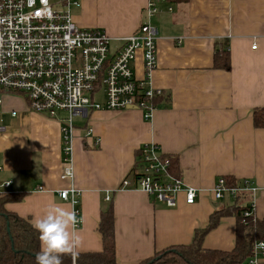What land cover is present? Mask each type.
Here are the masks:
<instances>
[{
    "label": "crops",
    "instance_id": "crops-1",
    "mask_svg": "<svg viewBox=\"0 0 264 264\" xmlns=\"http://www.w3.org/2000/svg\"><path fill=\"white\" fill-rule=\"evenodd\" d=\"M148 1L80 0L73 20L80 27L103 28L114 39L126 37L147 20ZM154 1L160 11L150 21L160 34L153 82L164 95L151 121L135 108L91 111L73 140V180L61 178L63 136L57 120L12 101L5 108L19 113H7L6 130L0 132V183L10 182L6 191L24 196L5 208L33 224L51 205L72 210L59 192L73 184L81 190L78 253L103 251L99 223L102 211L113 205L120 264H139L166 248L190 244L213 212L238 199L230 194L215 199L211 189L219 177L248 180L255 190L239 199H253L255 216L264 218V128L252 117L264 107V0ZM226 48L230 71L214 67L217 49ZM137 66L141 74V53ZM147 142L174 158L179 176L200 190L194 204L181 194L170 207L136 188L137 156ZM236 229L235 216L221 218L204 247L232 250Z\"/></svg>",
    "mask_w": 264,
    "mask_h": 264
},
{
    "label": "built area",
    "instance_id": "built-area-1",
    "mask_svg": "<svg viewBox=\"0 0 264 264\" xmlns=\"http://www.w3.org/2000/svg\"><path fill=\"white\" fill-rule=\"evenodd\" d=\"M80 5V0H0V115L17 116L18 109L5 105L22 100L27 110L60 122L64 180L74 179L73 140L80 125L76 118L87 119L94 110L135 108L151 121L158 108L155 99L164 95L153 82L160 33L150 18L160 11L156 2L148 1L147 20L136 33L115 39L99 27L78 26L72 9ZM61 112L66 115L60 116ZM5 130L6 126L0 125V132ZM86 134L91 136L93 129L88 127ZM99 142L97 137L95 144ZM172 161L156 142L143 144L136 162V188L170 207L177 206L181 194L186 203L194 204L200 190L172 173ZM124 185L129 182L125 180ZM9 186L10 182L0 183V190L6 193ZM254 190L248 180L228 186L224 177L211 189L215 199L226 194L240 198ZM59 195L71 203L79 227L81 190L72 184ZM241 205L250 208L245 217L255 215L253 199ZM241 264H264V239L254 243Z\"/></svg>",
    "mask_w": 264,
    "mask_h": 264
},
{
    "label": "trees",
    "instance_id": "trees-1",
    "mask_svg": "<svg viewBox=\"0 0 264 264\" xmlns=\"http://www.w3.org/2000/svg\"><path fill=\"white\" fill-rule=\"evenodd\" d=\"M214 67L231 70L228 48L223 52L217 49ZM161 97H157L155 102L158 103ZM252 117L256 127L264 128V107L256 108ZM171 171L179 176L174 158ZM224 178L228 186H237L240 183L233 177ZM23 197L22 193H4L0 190V264H36V254L41 250L39 232L29 219L5 208L6 203L20 201ZM248 209V206L241 205L239 198L236 199L234 204L213 212L209 224L195 232L190 244L166 248L139 264H241L251 254L254 243L264 239V218L258 219L255 215L245 217ZM225 216H235L237 219L235 247L229 251L205 248V236ZM99 231L103 238V251L78 253L75 260L70 255H65L61 257L62 264H120L116 258L113 205L102 211Z\"/></svg>",
    "mask_w": 264,
    "mask_h": 264
},
{
    "label": "clouds",
    "instance_id": "clouds-1",
    "mask_svg": "<svg viewBox=\"0 0 264 264\" xmlns=\"http://www.w3.org/2000/svg\"><path fill=\"white\" fill-rule=\"evenodd\" d=\"M76 224L74 211L55 204L47 207L33 221L41 242V250L35 257L36 264H62L61 257L65 255H70L75 260L82 245V237L76 230Z\"/></svg>",
    "mask_w": 264,
    "mask_h": 264
},
{
    "label": "rangeland",
    "instance_id": "rangeland-1",
    "mask_svg": "<svg viewBox=\"0 0 264 264\" xmlns=\"http://www.w3.org/2000/svg\"><path fill=\"white\" fill-rule=\"evenodd\" d=\"M103 29V28H101ZM17 104L18 107H22V103H24L22 100H17L15 102ZM0 112H1V109H0ZM66 115V113L64 112H61L60 113V116L64 117ZM10 117V114H4V115H0V125H7V118ZM82 122V119L80 118H76V124L79 125L78 123H81Z\"/></svg>",
    "mask_w": 264,
    "mask_h": 264
},
{
    "label": "water",
    "instance_id": "water-1",
    "mask_svg": "<svg viewBox=\"0 0 264 264\" xmlns=\"http://www.w3.org/2000/svg\"><path fill=\"white\" fill-rule=\"evenodd\" d=\"M132 108V107H131Z\"/></svg>",
    "mask_w": 264,
    "mask_h": 264
}]
</instances>
